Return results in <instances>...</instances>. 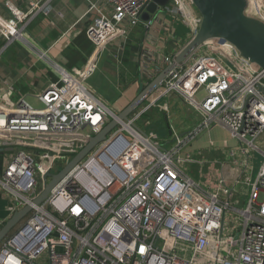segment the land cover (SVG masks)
I'll use <instances>...</instances> for the list:
<instances>
[{"label": "built area", "instance_id": "1", "mask_svg": "<svg viewBox=\"0 0 264 264\" xmlns=\"http://www.w3.org/2000/svg\"><path fill=\"white\" fill-rule=\"evenodd\" d=\"M149 1L106 0L85 30L92 44L85 65L67 70L52 63L57 81L32 95L41 108L24 97L9 101L10 85L1 91L0 140L15 142L0 175V189L10 196L7 216L26 206L32 210L0 242V264H264V69L221 40L204 43L200 48L210 50L175 65L152 101L119 124L42 204L33 205L45 174H56L114 117L87 81L107 46L114 42L123 51L127 30L139 24ZM169 3L185 19L191 39L198 13L192 15L184 0ZM43 6L20 10L5 2L3 45L23 42L26 25L50 11ZM173 61L163 59L167 66ZM171 96L191 107L199 122L183 136L174 132L173 145L162 149L135 122ZM210 125H219L241 146L229 151L227 164L213 163L220 164V175L202 187L186 173L187 165L204 164L197 159L200 151L182 153ZM255 155L262 162L252 182ZM232 170L239 173L228 180ZM5 222L0 220V229Z\"/></svg>", "mask_w": 264, "mask_h": 264}, {"label": "crops", "instance_id": "2", "mask_svg": "<svg viewBox=\"0 0 264 264\" xmlns=\"http://www.w3.org/2000/svg\"><path fill=\"white\" fill-rule=\"evenodd\" d=\"M184 1L188 11L192 15L196 14L189 0ZM247 1V13L253 9L264 14V6L260 1ZM5 2H10L20 10H27L32 3L44 5L50 10L48 14L39 12L26 25L23 42L5 46L0 41V55L15 45L7 62L0 64V93L5 85H10L9 101L24 97L28 92L38 93L49 82H56L58 75L52 63L67 70L80 69L85 65L92 52V44L86 38L85 30L106 0H0V16L4 18L7 17ZM166 7L150 18L149 29L140 21L127 30L122 52L118 51L114 42L107 46L94 76L87 81L88 89L114 114L121 112L137 96V89L148 84L167 66L163 62L164 58H175L190 40L185 19L173 4L169 3ZM207 50L210 48H199L196 53ZM41 53H46V58H41ZM128 65L135 67V73L131 72ZM133 85L137 91L125 95V90ZM121 100L125 101V105H118ZM163 115L171 147L174 132L183 136L193 126L186 129L181 127L177 131ZM8 159L6 155L0 156V175ZM233 171L226 172L228 180L234 178ZM216 177L213 173V179L207 184H214ZM9 204L10 196L0 189V220L9 219L6 212Z\"/></svg>", "mask_w": 264, "mask_h": 264}, {"label": "water", "instance_id": "3", "mask_svg": "<svg viewBox=\"0 0 264 264\" xmlns=\"http://www.w3.org/2000/svg\"><path fill=\"white\" fill-rule=\"evenodd\" d=\"M189 2L200 17L198 29L193 37L175 56L173 63L166 66L146 86L142 87L137 96L121 112L115 114L98 134L88 137L84 147L60 171L56 174H45L44 188L33 201L34 206L42 204L53 187L82 162L95 147L103 143L119 124H125L128 118L150 99L161 85L165 75L175 65L184 63L204 43L213 40L224 41L243 59L264 69V22L247 15V0H189ZM168 3L169 0H150L140 12V21L147 23ZM14 145V141L0 140V156L12 155ZM31 210L32 206H26L6 220L0 229V242L24 220Z\"/></svg>", "mask_w": 264, "mask_h": 264}, {"label": "rangeland", "instance_id": "4", "mask_svg": "<svg viewBox=\"0 0 264 264\" xmlns=\"http://www.w3.org/2000/svg\"><path fill=\"white\" fill-rule=\"evenodd\" d=\"M247 15L252 16L254 18H257V16H259L258 12L254 11L253 9L248 11ZM14 48L15 45H13L9 49H7V51L3 52L0 55V64H3L5 61L7 62L9 56L13 53ZM141 89L142 87H140L137 90L140 92ZM135 90H136L135 85H133L131 88H127L124 93L125 95L131 94V92ZM34 93L35 92H28L24 96V98L26 102L33 108L35 109L41 108V104H39L32 96ZM155 95L156 92H154L151 95L148 101L149 102L150 100L152 101ZM201 97H202L201 94L198 95V98ZM148 101L145 104H147ZM165 104L167 105V112L164 110ZM118 105L119 106L125 105V101L121 100L118 103ZM163 114H165L168 124L174 125V128H176L177 131L181 130V127L182 129H186L188 127L193 126L188 131L190 132L193 130L194 127H196V125L199 122V119L195 114V112L193 111V109L181 103L176 97L164 98L161 100V102L156 103L153 107L145 111L135 122V127L137 129H140L143 133L151 137L153 140L158 141L162 149L170 148V144H168L169 137L167 136L166 124ZM181 124L182 126H180ZM123 134L125 135V133ZM262 140H264V136ZM209 141L212 143L211 145L209 144ZM240 146L241 145L237 141L231 139L228 132L223 128H221L219 125H210L207 132L200 133L195 141L191 142L188 147L184 148V151L182 153L183 155L187 153L192 154L197 151H200L201 157L197 159H201L202 162H204L202 166H199L197 164L187 165L186 173L189 175L192 181L196 183H200L201 186L203 187L208 183L209 180L213 179V173L215 176H217L216 178H218V176L220 175V168H219L220 164L214 165L215 164L214 162L227 164L229 161V157H228L229 151L233 150L235 153H237ZM255 156L257 157V161L253 164V173L251 176L252 182H254L255 180L257 168L262 162V158L260 156L258 155ZM60 170L61 167H59V171ZM234 171H233L234 172L233 176H235L237 170ZM238 189L244 190L245 187L244 185H238ZM261 199H262V194L260 193L258 195V201H260ZM226 217L229 219L231 216L228 215Z\"/></svg>", "mask_w": 264, "mask_h": 264}, {"label": "trees", "instance_id": "5", "mask_svg": "<svg viewBox=\"0 0 264 264\" xmlns=\"http://www.w3.org/2000/svg\"><path fill=\"white\" fill-rule=\"evenodd\" d=\"M257 1H260V3L264 6V0H257ZM128 66L131 68L130 65H128ZM135 71H136L135 67L132 66V68H131V72H132V73H135Z\"/></svg>", "mask_w": 264, "mask_h": 264}, {"label": "bare ground", "instance_id": "6", "mask_svg": "<svg viewBox=\"0 0 264 264\" xmlns=\"http://www.w3.org/2000/svg\"><path fill=\"white\" fill-rule=\"evenodd\" d=\"M124 129H126L127 131H129L128 127L127 126H124Z\"/></svg>", "mask_w": 264, "mask_h": 264}]
</instances>
